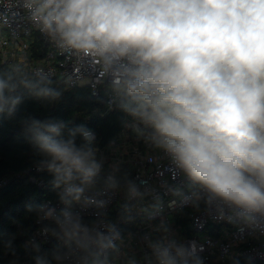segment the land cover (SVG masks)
Segmentation results:
<instances>
[{
    "label": "clouds",
    "instance_id": "obj_1",
    "mask_svg": "<svg viewBox=\"0 0 264 264\" xmlns=\"http://www.w3.org/2000/svg\"><path fill=\"white\" fill-rule=\"evenodd\" d=\"M32 25L79 63L91 60L111 76V103L132 118L146 145L163 150L192 182L191 199L238 213L264 216V0H22ZM70 79V78H68ZM21 88L58 100L49 73L26 56L0 66V115L14 114ZM26 131L41 154L38 170L63 207L28 205L41 235L61 246L35 264H114L121 240L106 213L85 222L73 206L103 209L118 187L113 168L100 186L103 161L95 133L84 126L29 119ZM80 136L82 143L77 144ZM129 198L141 197L133 181ZM159 208L156 209V212ZM151 215H155L151 213ZM158 230L168 232L166 225ZM32 246L39 250V244ZM147 264H203L197 251L163 238L150 241ZM125 264H138L128 258Z\"/></svg>",
    "mask_w": 264,
    "mask_h": 264
},
{
    "label": "built area",
    "instance_id": "obj_2",
    "mask_svg": "<svg viewBox=\"0 0 264 264\" xmlns=\"http://www.w3.org/2000/svg\"><path fill=\"white\" fill-rule=\"evenodd\" d=\"M47 42L48 49L39 58L31 56L34 35ZM27 58L30 67H42L51 78L60 79L66 86H87L94 96L103 93L106 108L112 109L111 76L101 73L99 66L91 60L79 63L75 57L61 54L50 40L36 29L28 19L22 0H0V62L10 65ZM70 78V79H68ZM132 118L124 112L120 131L106 143L97 140V159L103 161L100 186L103 179L118 168L115 177L118 187L109 189L104 197L107 204L103 209L95 206H73L85 222H92L98 212L106 213L105 219L114 226L121 240L117 241L120 255L114 264H125L135 258L138 264H147L151 252L150 241L165 235L169 239L193 247L205 261L232 264L240 259L264 264V216L256 214L253 222L245 221L238 213L224 210L223 217L215 207L209 208L203 200L194 204L192 182L172 162L163 150L146 145L131 128ZM96 135V134H95ZM36 170L38 167L36 166ZM35 181L34 178L31 179ZM127 181L136 183L141 197L129 198ZM41 182V181H40ZM43 203L63 207L59 198H48ZM159 211L156 212V209ZM155 215H151L154 213ZM39 221L32 229L26 244L33 242L51 245L53 252L61 241L52 235H41V229L49 224ZM166 225L168 232L158 230Z\"/></svg>",
    "mask_w": 264,
    "mask_h": 264
},
{
    "label": "trees",
    "instance_id": "obj_3",
    "mask_svg": "<svg viewBox=\"0 0 264 264\" xmlns=\"http://www.w3.org/2000/svg\"><path fill=\"white\" fill-rule=\"evenodd\" d=\"M47 49V42L35 34L31 56L39 58ZM0 66L8 65L0 62ZM51 87L62 93L58 100L37 98L21 88L22 101L14 114L0 115V264H35L36 256L52 253L51 245L36 250L26 244L38 218L28 205L59 198V190L50 183L52 174L36 170L42 156L29 140L26 122L31 118L63 122L65 135L69 129L84 126L102 144L115 136L124 122V112L115 104L106 108L103 93L94 96L89 87H69L58 78H51ZM76 142L82 143V138L77 136ZM203 264L228 263L203 260ZM232 264L255 263L240 259Z\"/></svg>",
    "mask_w": 264,
    "mask_h": 264
}]
</instances>
